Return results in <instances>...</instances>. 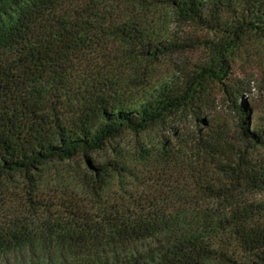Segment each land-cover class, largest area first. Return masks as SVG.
<instances>
[{
    "label": "trees",
    "instance_id": "16d2710c",
    "mask_svg": "<svg viewBox=\"0 0 264 264\" xmlns=\"http://www.w3.org/2000/svg\"><path fill=\"white\" fill-rule=\"evenodd\" d=\"M167 3L177 23L213 19L232 46L252 33L264 38V0ZM106 5L0 0V186L19 178L31 192L48 163L79 157L86 168L81 177L101 191L126 170L117 161L95 162L94 153L124 129L168 125L156 155L178 162L180 150L193 154L189 184L197 201L177 207L150 201L147 210L135 204L114 224V235L124 245L160 244L139 258L103 264H264V130L251 124L248 104L239 103L238 82L223 83L230 70L226 45L192 76L178 73L132 102L127 81L137 75L118 74L116 63L136 60V51L153 62L181 46L170 38L156 41L141 16L111 21ZM101 51L105 67L83 70L88 55ZM212 85L222 86L232 104L234 131L202 114Z\"/></svg>",
    "mask_w": 264,
    "mask_h": 264
},
{
    "label": "rangeland",
    "instance_id": "374dc122",
    "mask_svg": "<svg viewBox=\"0 0 264 264\" xmlns=\"http://www.w3.org/2000/svg\"><path fill=\"white\" fill-rule=\"evenodd\" d=\"M105 2L111 21L138 20L141 16L146 19L149 35L156 41L170 38L181 46L178 51L153 62L144 61L136 51V60L116 63L118 74L137 75L135 81L127 76L132 102L178 73L192 76L207 65L215 55L214 50L224 44L230 70L223 83L238 82L243 91L239 103L248 104L251 124L264 130V38L259 37L260 34H249L243 42L232 46L228 35L222 32L225 28L213 19L207 18L205 23H177L167 0ZM115 46L113 44V48ZM102 53L89 54V63L83 70L93 65L96 70L105 67ZM138 82L141 85H137ZM212 88L207 105L202 109L203 116L212 125H225L234 131L237 119L231 102L223 94L222 86L212 85ZM183 122L187 125L189 120ZM168 127L159 124L140 132L124 129L94 153L95 162L117 161L126 170L101 191L88 187L81 177L86 168L79 157L48 163L42 170L43 178L31 192L19 178L0 186V264L116 263L153 251L160 239L124 245L114 235L113 228L135 204H144L147 210L150 201L158 206L170 202L172 207L197 201L189 184L193 154L180 150L178 162H163L156 155L168 136ZM236 246L231 240L232 252Z\"/></svg>",
    "mask_w": 264,
    "mask_h": 264
}]
</instances>
